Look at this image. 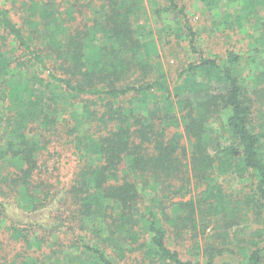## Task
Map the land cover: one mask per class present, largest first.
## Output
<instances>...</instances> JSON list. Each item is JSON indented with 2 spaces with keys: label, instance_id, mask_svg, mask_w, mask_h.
Masks as SVG:
<instances>
[{
  "label": "trees",
  "instance_id": "obj_1",
  "mask_svg": "<svg viewBox=\"0 0 264 264\" xmlns=\"http://www.w3.org/2000/svg\"><path fill=\"white\" fill-rule=\"evenodd\" d=\"M167 1L195 59L171 88L143 0H0V264H264V0H200L247 39L222 56ZM209 227L202 263L167 244Z\"/></svg>",
  "mask_w": 264,
  "mask_h": 264
},
{
  "label": "rangeland",
  "instance_id": "obj_2",
  "mask_svg": "<svg viewBox=\"0 0 264 264\" xmlns=\"http://www.w3.org/2000/svg\"><path fill=\"white\" fill-rule=\"evenodd\" d=\"M143 1L147 11L146 26L152 34L150 37L143 39L146 45L145 49L150 59L153 61L154 66L165 73L167 83L171 88L173 83L176 82L178 72L195 60L188 49L187 33L181 25L182 17L177 12L164 11V9L169 7L167 0ZM175 3L178 7L185 8L189 23L198 35L197 44L206 54L210 52L222 56L225 50H236L245 46L247 39L244 35H237L235 32L233 33L228 30L221 32L222 27H214L211 24L209 13H203L201 11L203 4L200 0H175ZM198 81H201L200 77H196V79L188 77L185 79V84L187 87L192 88L196 86ZM212 84H214L213 81ZM192 95H194V93ZM257 108L258 111L253 115L251 127L262 136L260 152L264 160V105L259 104ZM211 145L212 144H210V146ZM66 159L67 157L62 156V163L67 162ZM218 181L223 184V188L226 192H237L241 188H245V185L249 183L247 177H239L235 175L234 172L220 177ZM197 192V190L193 189L191 195L187 196L184 200L194 196ZM10 216L15 218V220L19 218V214L11 210ZM248 228L249 230H254L258 228V226L251 225ZM234 230H236V228ZM239 230L240 229H237L236 231L241 232ZM211 233H213L211 227L204 232L198 231L195 239L187 235L178 238L168 233L167 244L169 248L179 252L181 259H198L201 262V257H197L194 254L193 247L194 245H198L199 248L202 249L203 244L209 242L208 235ZM246 233L245 231L242 232V234L247 235ZM57 235L59 239L66 238L62 233H58ZM44 237H46V235ZM63 242L65 243V241ZM234 250L235 254L232 255L233 259L239 260L245 257L241 251ZM222 257H224V255ZM223 259L224 258H219L216 264H220ZM61 264L67 263L62 262ZM123 264H136V261L134 258L131 260L126 259Z\"/></svg>",
  "mask_w": 264,
  "mask_h": 264
}]
</instances>
